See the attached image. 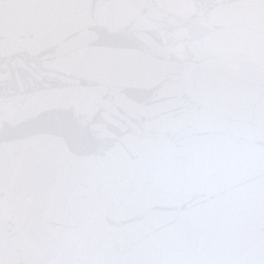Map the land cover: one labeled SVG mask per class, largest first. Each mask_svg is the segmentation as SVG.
I'll list each match as a JSON object with an SVG mask.
<instances>
[{
  "label": "water",
  "instance_id": "1",
  "mask_svg": "<svg viewBox=\"0 0 264 264\" xmlns=\"http://www.w3.org/2000/svg\"><path fill=\"white\" fill-rule=\"evenodd\" d=\"M0 264H264V0H0Z\"/></svg>",
  "mask_w": 264,
  "mask_h": 264
}]
</instances>
